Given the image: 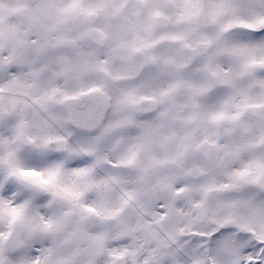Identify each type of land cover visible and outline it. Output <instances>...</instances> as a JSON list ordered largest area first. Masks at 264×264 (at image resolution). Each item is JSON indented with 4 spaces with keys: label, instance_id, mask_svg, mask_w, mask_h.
<instances>
[{
    "label": "snow or ice",
    "instance_id": "1",
    "mask_svg": "<svg viewBox=\"0 0 264 264\" xmlns=\"http://www.w3.org/2000/svg\"><path fill=\"white\" fill-rule=\"evenodd\" d=\"M0 264H264V0H0Z\"/></svg>",
    "mask_w": 264,
    "mask_h": 264
}]
</instances>
